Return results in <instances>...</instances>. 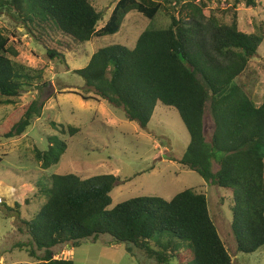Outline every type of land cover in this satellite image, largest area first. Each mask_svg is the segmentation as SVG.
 Instances as JSON below:
<instances>
[{"label":"trees","instance_id":"trees-1","mask_svg":"<svg viewBox=\"0 0 264 264\" xmlns=\"http://www.w3.org/2000/svg\"><path fill=\"white\" fill-rule=\"evenodd\" d=\"M214 1L118 0L99 29L102 14L90 0H0V11H10L26 26L50 22L79 43L117 33L130 11L149 19L133 48L100 47L86 66L75 70L96 96L81 97L121 106L128 119L143 127L158 103L175 109L190 138L179 162L232 194L230 226L237 250L253 253L264 245V100L258 106L253 103L259 74L251 62L264 41V27L247 33L238 28L235 17L229 24L223 22L216 15L218 9L208 7ZM246 4L254 6L255 1ZM161 11L170 19L167 26L153 23ZM44 44L51 59L63 60L55 47ZM14 56L9 38L0 32V95L8 98L19 96L24 84L26 67ZM208 103L214 124L209 141L204 121ZM42 106L37 100L25 105L3 136H22L33 118L41 116ZM51 125L72 137L81 132L72 125ZM67 149L66 140L50 137L46 150L35 146L32 152L40 167L48 169ZM214 162L219 166L215 172ZM48 180V188L37 182L34 193L46 196L45 203L24 221L31 242L18 245L29 249L38 261L34 264H73L71 259L56 258L54 248L96 242L102 235L110 236V244H126L129 252L132 246L144 250L160 264L176 257L181 264H233L203 193L185 189L170 200L136 196L109 209L112 174L82 179L54 173ZM182 249L187 260L181 257Z\"/></svg>","mask_w":264,"mask_h":264},{"label":"rangeland","instance_id":"rangeland-1","mask_svg":"<svg viewBox=\"0 0 264 264\" xmlns=\"http://www.w3.org/2000/svg\"><path fill=\"white\" fill-rule=\"evenodd\" d=\"M90 1L102 14L97 23L99 29L109 19L118 0ZM254 1V6H247L246 0L237 3L235 0H216L208 3V7L213 11L218 9L216 15L227 24L235 17L238 28L250 33L260 25L264 27V0ZM169 22L163 11L153 21L158 26H167ZM149 23V19L133 10L126 15L117 33L94 36L86 43H79L59 33L50 22L26 26L10 11H0V32L9 38V47L16 52L12 59L26 67L22 71L25 75L21 78L24 84L20 95L10 98L0 95V264L38 262L29 254L28 248L18 245L31 242L24 221L36 215L46 201V196H34L36 183L48 188V177L54 173H71L82 179L100 174L114 175L109 209L136 196H159L170 200L185 189L203 193L233 264H264V245L253 253L237 250L230 226L232 194L207 182L179 162L190 138L177 111L158 103L151 120L143 127L128 119L121 106L101 98L95 100V91L75 73L76 69L86 66L100 47L122 44L133 48ZM44 42L55 47L63 60L61 56L51 59ZM251 64L259 74L253 94V103L258 106L264 100V41ZM82 93L94 98L84 100ZM32 100L43 103L41 116L33 118L22 136L4 137V132L20 118L22 109ZM204 121L209 141L214 126L209 103ZM51 122L65 128L68 125L79 127L81 132L74 137L67 132L61 134ZM50 137L66 140L68 149L57 164L42 169L35 161L32 149L36 146L46 150ZM218 167L214 162L212 171ZM110 239V236L102 235L96 242L84 240L77 247L60 245L54 248L55 257L71 259L73 264H160L146 251L131 245L129 252L126 244H110ZM151 245L155 247L154 243ZM181 251V257L187 260L188 254ZM41 253L37 252L38 255ZM169 264L181 263L176 257Z\"/></svg>","mask_w":264,"mask_h":264}]
</instances>
